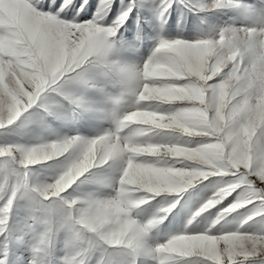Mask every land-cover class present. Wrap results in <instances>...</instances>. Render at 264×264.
<instances>
[{"label": "clouds", "instance_id": "obj_1", "mask_svg": "<svg viewBox=\"0 0 264 264\" xmlns=\"http://www.w3.org/2000/svg\"><path fill=\"white\" fill-rule=\"evenodd\" d=\"M216 3L200 0L199 8ZM259 8L264 10V0ZM101 36L122 38L93 20L66 27L21 24L0 35V121L19 120L38 101L50 114L85 111L82 98L58 88L81 75L89 87L111 92L107 108L119 113L94 136L57 135L0 150L41 205L29 209L32 219L44 232H65L72 264H109L110 255L121 264H199L185 258L215 260L219 248L243 254L264 247V219L255 209L221 237L179 231L157 238L179 198L211 177L220 179L191 219L233 196L221 215L264 203V26L229 24L191 41L169 39L156 46L151 63L121 56L101 60ZM129 65L140 81L132 93L121 78ZM180 73L189 77L185 83L174 82L184 79ZM210 137L215 140L206 142ZM84 184L108 191L79 192Z\"/></svg>", "mask_w": 264, "mask_h": 264}, {"label": "rangeland", "instance_id": "obj_2", "mask_svg": "<svg viewBox=\"0 0 264 264\" xmlns=\"http://www.w3.org/2000/svg\"><path fill=\"white\" fill-rule=\"evenodd\" d=\"M46 2L51 4V0H46ZM87 2L92 3L93 0H87ZM145 2L147 0H123V4L132 9L128 18L131 27L129 28L126 22L125 26L121 28L119 36L125 41H136V37L139 36V40L135 43L137 51L126 54L125 59L142 61L147 58L160 37L183 38L191 41L202 31L209 30L210 27L229 24L243 26L252 23L256 16L264 14V10L259 8L261 0H240L245 6H254L246 10L216 11H199L200 0H151L155 7H145ZM120 6L121 0H115V7L119 9ZM161 16L164 20L162 26ZM68 91L84 100L101 105L102 97L87 84H72L68 87ZM111 94L109 92L108 96ZM52 95L56 100L62 101L63 99L55 93ZM42 103V101H38L37 105L29 109L6 130L0 129V146L35 143L40 138H53L54 134L94 136L98 131L110 126L107 121L99 119L96 114L80 109H54L55 114H50L46 107H41ZM101 106L107 108L110 104L103 103ZM8 167L4 159L0 158V177L5 174ZM33 171L45 172L41 166H33ZM219 179L220 177H211L183 194L182 198H179L177 207L172 211L176 213V216L169 215L170 219L165 221L157 238L163 241L168 236L178 233L184 227L189 216L211 195L214 190L213 182ZM88 191L106 192L108 190L98 184H84L79 188V192ZM233 198L234 196L229 197L222 205L227 207ZM30 207L31 201L27 199L15 201L9 214L6 230L0 234V264H29V261L33 259L38 261V264H61V259L65 255V232L60 231L47 249L40 252L35 251L33 244L44 229L42 224L34 223L29 212ZM250 208L251 205H247L244 209L238 210L239 214L233 213L225 216L224 220L220 221V225H217V229L221 225L228 230L234 229ZM177 209L180 211L177 212ZM220 210L221 206L218 205L202 214L200 227L211 225L220 214ZM108 260L109 264H121V258L115 255H110ZM247 264H251V261H248Z\"/></svg>", "mask_w": 264, "mask_h": 264}, {"label": "snow or ice", "instance_id": "obj_3", "mask_svg": "<svg viewBox=\"0 0 264 264\" xmlns=\"http://www.w3.org/2000/svg\"><path fill=\"white\" fill-rule=\"evenodd\" d=\"M63 5V7H62ZM83 6V7H82ZM145 7H155L151 0H147L144 3ZM254 6H245L240 0H217L215 6L211 9L204 6L199 8V11H216L224 9H235V10H246ZM94 9V11H93ZM131 7L123 4L121 0V6L119 9L115 7V0H93L92 3H88L87 0H51V4L46 0H0V35H4L10 31H15L21 24L30 27L38 28L42 22H46L56 27H66L72 24L79 25L82 21L93 20L94 22H102L104 27L109 31L115 30L117 37L119 36L121 28L128 23L129 28L131 22L128 20L131 13ZM161 26L164 23L163 17L161 16ZM256 26H264V14L258 15L254 19ZM210 31L215 30V27H210ZM201 37L197 36L195 39ZM169 39L160 37L157 45L166 43ZM183 39V38H175ZM139 40V36L136 37V41ZM186 40V39H185ZM136 41H125L123 38L118 40H108L101 36L97 42V56L101 59H107L109 56H121L125 58L128 53H135L137 51L135 47ZM156 45V46H157ZM156 46L145 58L149 63L154 62L158 56ZM184 75L183 73L178 76ZM121 78L124 88L128 93H132L139 86V73L135 66L129 65L121 70ZM189 79L188 76L184 75V79H176L174 82L178 84L185 83ZM216 81H210L215 83ZM72 84H86L83 75L76 78L68 83H61L58 88L61 93L68 91V87ZM98 95L102 97L101 105L103 103L112 104L113 102L109 99L108 93L103 88L94 89ZM84 110L88 112H94L99 119H115L118 116V108L113 106L110 109L98 105L95 102L87 101L82 99ZM116 105L119 101L115 102ZM104 109V110H102ZM22 117V116H21ZM20 117V118H21ZM16 120L15 122H17ZM13 123H8L6 120L0 121V129H7L8 126H12ZM98 133V132H97ZM57 136V134H54ZM215 140V137H210L206 142L211 143ZM14 145H3L0 146V150L11 149ZM3 158L6 164L9 166L5 174L0 177V234L6 230L7 221L9 214L14 206L15 201L18 199H27L31 201L30 210L39 209L40 203L33 198L31 191L20 183V177L14 171V167L9 164L10 157L0 156ZM22 171V170H21ZM250 209H255L260 212V219H264V203L261 201H253ZM259 205V207H257ZM183 207V204H181ZM221 208L224 206L221 204ZM249 210V209H248ZM247 210V212H248ZM180 210L177 209V212ZM172 217L176 216V213L171 212ZM209 215H212L209 213ZM226 214L217 215L215 226L207 225L204 228L200 227V217L191 219V215L186 220L184 227L180 231L187 232H206L209 236L221 237L227 231L221 225L217 229V225H220V221L224 220ZM167 219H170L168 216ZM191 219V223L190 222ZM33 221L39 224L33 217ZM243 231V229H241ZM55 229L51 232H42L39 238L33 244L34 250L47 249L51 246L54 237L58 234ZM264 235V233H261ZM216 255L218 259L212 260L201 257L199 264H247L251 261V264H264V247L256 246L247 249L243 254L231 253L227 248L217 249ZM78 259V258H77ZM61 264H72L68 256L64 255L61 259Z\"/></svg>", "mask_w": 264, "mask_h": 264}]
</instances>
